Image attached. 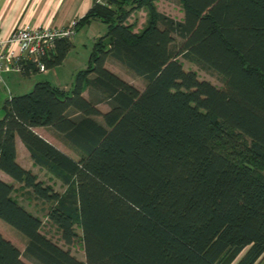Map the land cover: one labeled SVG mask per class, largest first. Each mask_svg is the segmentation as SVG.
<instances>
[{"label":"trees","instance_id":"1","mask_svg":"<svg viewBox=\"0 0 264 264\" xmlns=\"http://www.w3.org/2000/svg\"><path fill=\"white\" fill-rule=\"evenodd\" d=\"M157 1L97 2L76 29L99 20L108 30L71 89L44 79L6 100L0 171L53 204L48 219L66 246L79 225L86 262L45 235L41 219L14 197L15 186L0 179V221L27 240L22 253L0 233V264H27L24 254L37 264L264 258V0H182L183 20L158 11ZM141 9L149 18L135 31L128 20ZM72 47L71 39L57 40L47 69L60 66ZM181 56L216 72L223 86L186 70ZM110 61L144 80L145 89L110 70ZM38 128L52 130L79 160ZM224 135L243 139L238 154L213 146ZM18 138L64 193L19 163Z\"/></svg>","mask_w":264,"mask_h":264},{"label":"rangeland","instance_id":"2","mask_svg":"<svg viewBox=\"0 0 264 264\" xmlns=\"http://www.w3.org/2000/svg\"><path fill=\"white\" fill-rule=\"evenodd\" d=\"M155 7L158 11L161 13H164L172 18H175L177 20H183L184 19V10H183V4L182 0H158L155 3ZM149 18V12L147 9H141L129 18L128 24L133 25L135 27V31H141L144 26L147 23V20ZM105 27L104 23H100ZM76 34V33H75ZM84 35H81L79 37V40L77 41V47L73 50L71 59L68 60L65 63L64 69L60 72L69 79L68 73L72 69L75 71L79 70H85L88 67L90 56L93 52V49L95 47V42L93 40H89L87 37H83ZM85 38V39H84ZM181 40L177 37V43H179ZM81 43V44H80ZM180 61L184 64V67L186 70H192L197 73L200 79L207 80L210 83L214 84L217 87H222L224 84L223 78L218 75L216 72L213 71H207L200 68L197 64L189 60L188 58L181 56L179 57ZM107 67L115 72L117 75H119L122 79L129 82L130 84L134 85L140 90H144L146 86V82L136 76H134L132 73H130L128 70L121 67L118 63L115 61H110L107 64ZM37 75V76H35ZM34 79H31V82L40 81L42 78V74L39 72L34 74ZM63 77V78H65ZM39 79V80H36ZM66 80V79H65ZM33 90V89H32ZM30 90V91H32ZM99 108L106 112L109 107L107 104H100ZM4 111L3 109L0 111V115H3ZM1 117V116H0ZM99 120H102V118H98ZM40 134H43L44 136L49 135L46 134V132L38 131ZM232 131H230L231 133ZM231 135H224L221 140L216 141L214 143V147L221 152H224L226 154H231V152H240V144L242 143L243 139L241 137H234L230 141ZM49 137V136H48ZM50 138V137H49ZM52 141L56 143L58 147H60L65 153L70 155L71 157L75 158L76 160H79L78 156L73 153L71 150H68L65 148L58 140H54L51 138ZM238 149V150H237ZM20 162L26 167H24L27 170L32 171L34 174H36L41 181H43L45 184H49L53 186L54 190L59 192L60 194L64 193L66 191V187L63 185L62 181L58 179L56 176H54L50 171L47 169H42L39 166H35L33 162H31L30 157H26L24 153L22 152L19 157ZM0 177L4 178L6 182L13 184L16 188V192L14 193V197L18 200V202L25 207L29 212L33 213L37 217H39L43 223L42 231L45 235H47L49 238H51L54 242H56L58 245L65 249H70L72 254L77 257L79 260L86 262L85 257V250H84V244L82 241V230L77 224L76 231L78 233V238L71 246H66L64 242L61 239V234L57 231L56 227L53 226L48 219L49 212L53 206L52 203L46 202L43 200H40L36 198L29 190L24 189L21 184H18L14 182L11 178L6 177L2 175L0 172ZM0 233L8 240H10L12 243H14L22 253H24L27 240L19 234L17 231L12 229L10 226H8L5 222L0 221ZM244 255H241L238 260L234 263L237 264V262L243 257ZM23 261H25L27 264H37L32 259L25 256V254L22 256ZM258 264H264V258L259 261Z\"/></svg>","mask_w":264,"mask_h":264},{"label":"crops","instance_id":"3","mask_svg":"<svg viewBox=\"0 0 264 264\" xmlns=\"http://www.w3.org/2000/svg\"><path fill=\"white\" fill-rule=\"evenodd\" d=\"M98 1L99 0H0V39L8 38L18 26H25L27 28L45 27L53 30L66 28L70 26L72 22H80ZM100 23L103 22L94 20L90 24L77 28L75 36L71 39L73 47L64 62L58 67L40 72V74H42V77H40L42 78L41 80H48L60 89L70 90L74 83L75 75L80 70L75 71V69H71L67 74L69 79L60 71L64 69L65 63L71 59L73 50L77 47V41L81 35H84L83 37H87L89 40H93L96 43L98 38L107 33L108 26L105 25L104 27ZM33 75L34 74L30 77H26L23 74L14 73L5 76V85L0 87V111L3 109L7 99L16 95L26 94L33 89L34 85L38 82H31V79L37 76ZM0 116H2V114ZM36 131L49 134L44 136L38 132L57 146L51 139L58 140L52 130L38 128ZM58 142L60 141L58 140ZM58 148L61 149L60 147ZM17 150L18 161L25 167L19 160L20 154L23 152L26 157H30V160L31 156L19 138L17 139ZM1 173L8 177L3 172ZM0 179L6 181L4 178L0 177Z\"/></svg>","mask_w":264,"mask_h":264},{"label":"built area","instance_id":"4","mask_svg":"<svg viewBox=\"0 0 264 264\" xmlns=\"http://www.w3.org/2000/svg\"><path fill=\"white\" fill-rule=\"evenodd\" d=\"M107 1L98 2L106 4ZM76 27V21L60 30L18 26L8 38L0 39V87L5 85L6 75L24 74L26 71L32 75L34 70L45 72L46 59L55 52L57 40L72 39Z\"/></svg>","mask_w":264,"mask_h":264}]
</instances>
